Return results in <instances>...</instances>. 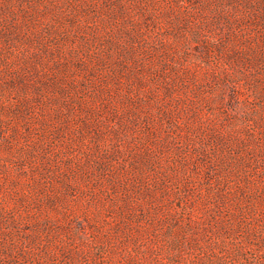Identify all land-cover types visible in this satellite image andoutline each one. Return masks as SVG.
Segmentation results:
<instances>
[{
  "label": "rangeland",
  "instance_id": "1",
  "mask_svg": "<svg viewBox=\"0 0 264 264\" xmlns=\"http://www.w3.org/2000/svg\"><path fill=\"white\" fill-rule=\"evenodd\" d=\"M0 264H264V0H0Z\"/></svg>",
  "mask_w": 264,
  "mask_h": 264
}]
</instances>
